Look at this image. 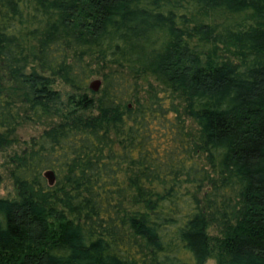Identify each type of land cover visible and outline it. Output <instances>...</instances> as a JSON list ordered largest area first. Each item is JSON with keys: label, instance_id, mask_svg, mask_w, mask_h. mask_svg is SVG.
Masks as SVG:
<instances>
[{"label": "trees", "instance_id": "1", "mask_svg": "<svg viewBox=\"0 0 264 264\" xmlns=\"http://www.w3.org/2000/svg\"><path fill=\"white\" fill-rule=\"evenodd\" d=\"M25 124L0 264H264V0H0Z\"/></svg>", "mask_w": 264, "mask_h": 264}, {"label": "rangeland", "instance_id": "2", "mask_svg": "<svg viewBox=\"0 0 264 264\" xmlns=\"http://www.w3.org/2000/svg\"><path fill=\"white\" fill-rule=\"evenodd\" d=\"M55 87L57 89H60L61 91H64V89H66V87L59 83H56ZM62 98H65V95H63ZM45 125L46 124H25L21 126L16 133V141L10 144L9 147H7L6 149L0 151V197L11 198L14 196V188L11 177L9 175V156L12 155L14 152H20L22 149L27 147L29 145V139L32 136H35L40 133L45 127ZM215 232L216 231L213 228H209L210 235L215 234ZM205 264H217L215 254L208 258Z\"/></svg>", "mask_w": 264, "mask_h": 264}, {"label": "water", "instance_id": "3", "mask_svg": "<svg viewBox=\"0 0 264 264\" xmlns=\"http://www.w3.org/2000/svg\"><path fill=\"white\" fill-rule=\"evenodd\" d=\"M101 86V79L96 78V79H92L89 81L88 83V87L89 89H91L92 91H98V89ZM44 177L47 179V182L49 185H53L55 182V176L52 170H46L43 173Z\"/></svg>", "mask_w": 264, "mask_h": 264}]
</instances>
